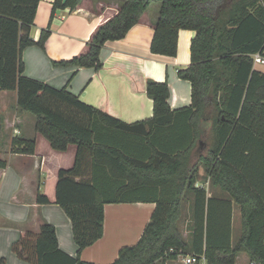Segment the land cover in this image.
Wrapping results in <instances>:
<instances>
[{"label": "trees", "instance_id": "16d2710c", "mask_svg": "<svg viewBox=\"0 0 264 264\" xmlns=\"http://www.w3.org/2000/svg\"><path fill=\"white\" fill-rule=\"evenodd\" d=\"M81 0H54L58 8H75ZM39 0H0V92L16 91V106L35 116V131L51 148L65 151L77 147L74 164L60 168L53 202L71 221L78 252L96 241L103 232V205L124 201L132 190L155 187V208L139 240L119 249L109 264H164L178 254H186L187 243L177 226L181 202L188 191L194 192V223L191 253L203 256L208 264H233L238 252L247 253L254 264H264V190L253 171L232 156H252L264 150V72L254 68L252 55H264V0H119L117 12L99 25L86 43L85 52L63 65L99 69L100 49L108 40L125 36L143 12L157 5V19L150 43L152 53L175 56L179 29L195 31L190 43L191 62L178 68L177 75L191 86V104L184 110L192 120L197 137L201 125L211 123L214 142L205 139L173 152L156 151L140 161L121 149L101 142V127L137 131L139 127L169 126L175 111L170 108L167 82L147 80L146 93L152 99V117L126 123L79 100L65 87L57 89L23 74L22 51L30 45L44 47L50 27L42 29L37 40L30 37ZM0 113V135H1ZM202 128V129H201ZM12 151L32 154L34 140H11ZM196 156L197 161L191 162ZM202 163L211 182L226 191L240 207L241 235L230 242V209L226 202L207 197L203 187L194 186V173ZM5 162L0 160V168ZM263 167V168H262ZM264 170V166L255 167ZM99 174V176H98ZM37 202L48 197L38 193ZM230 200V201H231ZM218 202L220 224L210 225L212 204ZM226 211H223L225 210ZM173 251L170 252L169 249ZM11 250L31 264H96L63 252L55 228L43 223L38 232L23 230ZM1 264H5L1 259Z\"/></svg>", "mask_w": 264, "mask_h": 264}, {"label": "crops", "instance_id": "0c3cea01", "mask_svg": "<svg viewBox=\"0 0 264 264\" xmlns=\"http://www.w3.org/2000/svg\"><path fill=\"white\" fill-rule=\"evenodd\" d=\"M53 1L38 2L30 37L37 40L41 30L47 26L50 27V34L43 48L34 44L23 49V74L57 89L65 87L82 102L126 123L141 122L152 117L153 103L146 93V82L149 79L165 81L170 90V108L176 113L169 126L150 129L146 125L130 132L101 127L98 137L101 142L115 146L140 161L149 160L156 151L170 153L193 144L198 137L188 112H184L191 104V86L188 80L178 77L177 70L191 62L190 43L195 31L179 29L175 56L152 53L150 43L158 9L156 4H151L124 37L104 43L99 53L102 61L99 69L63 65L58 62L85 52L86 43L95 29L117 12L119 0H81L73 9H56L51 17ZM254 68L264 72V63L254 64ZM0 113V160L5 162V167L0 168V264L1 259L5 264H31L17 257L11 250V244L19 238L21 231L38 232L43 223L54 226L58 246L63 252L96 264L113 262L121 247L139 240L155 208V201L152 200L157 193L155 187L138 188L132 190L124 201L104 203L102 235L78 252L71 221L64 210L53 202L57 172L74 164L76 145L70 144L65 151L51 148L49 142L35 131V116L16 106L14 90L0 92ZM16 126L17 133L14 132ZM201 127L204 138L201 135L196 140L199 146L203 144L205 136L208 137L211 123L204 122ZM212 132L214 134L215 131ZM15 136L34 140V152L12 151L11 140ZM246 153L243 151L240 155L237 151L232 158L239 159L242 166L253 171L264 190L263 167L255 169L264 166V150L257 156L261 157L258 162L251 160L252 156L248 157ZM195 161L196 156L191 159L192 163ZM193 181L195 187L206 190L207 197L226 201L222 205L230 209V242L233 246L241 235L239 205L231 200L226 191L212 184L202 163H198ZM38 193L45 194L49 202H37ZM194 197L192 190L183 196L177 222L181 236L187 243L186 255L192 254ZM219 207L218 202L212 204V227L220 224ZM164 264L185 263L182 256H177ZM233 264L254 263L246 252L240 251Z\"/></svg>", "mask_w": 264, "mask_h": 264}, {"label": "built area", "instance_id": "2783aa9c", "mask_svg": "<svg viewBox=\"0 0 264 264\" xmlns=\"http://www.w3.org/2000/svg\"><path fill=\"white\" fill-rule=\"evenodd\" d=\"M253 58V64L257 63H264V55L260 54L259 52H256L252 55ZM14 132H18V128L14 127ZM170 252L173 251L172 248L169 249ZM178 256H182V259L185 264H207L203 256H197L194 254L186 255V254H178Z\"/></svg>", "mask_w": 264, "mask_h": 264}, {"label": "rangeland", "instance_id": "374dc122", "mask_svg": "<svg viewBox=\"0 0 264 264\" xmlns=\"http://www.w3.org/2000/svg\"><path fill=\"white\" fill-rule=\"evenodd\" d=\"M154 4V3H153ZM3 110H4V107H3ZM17 127V126H16ZM213 134V132H212V130H209V135H208V137H207V142L208 143H212L211 142V140H213V138H214V134Z\"/></svg>", "mask_w": 264, "mask_h": 264}, {"label": "water", "instance_id": "95a60500", "mask_svg": "<svg viewBox=\"0 0 264 264\" xmlns=\"http://www.w3.org/2000/svg\"><path fill=\"white\" fill-rule=\"evenodd\" d=\"M65 2V0H63V3Z\"/></svg>", "mask_w": 264, "mask_h": 264}]
</instances>
